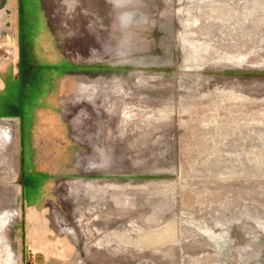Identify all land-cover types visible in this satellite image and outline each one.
I'll return each mask as SVG.
<instances>
[{"label": "rangeland", "instance_id": "rangeland-1", "mask_svg": "<svg viewBox=\"0 0 264 264\" xmlns=\"http://www.w3.org/2000/svg\"><path fill=\"white\" fill-rule=\"evenodd\" d=\"M49 1L70 161L1 111L0 264H264V0Z\"/></svg>", "mask_w": 264, "mask_h": 264}, {"label": "crops", "instance_id": "crops-1", "mask_svg": "<svg viewBox=\"0 0 264 264\" xmlns=\"http://www.w3.org/2000/svg\"><path fill=\"white\" fill-rule=\"evenodd\" d=\"M49 2H12L14 35L7 38L18 51V61L14 66H6L5 77L0 74V113L4 111L19 122L22 160L35 172L26 177L30 181L56 175L52 167L48 170L49 154H55V159L60 156L67 164L70 161L71 143L61 101L67 75L58 52V19L48 17ZM39 150L40 156L44 155L41 160Z\"/></svg>", "mask_w": 264, "mask_h": 264}, {"label": "trees", "instance_id": "trees-1", "mask_svg": "<svg viewBox=\"0 0 264 264\" xmlns=\"http://www.w3.org/2000/svg\"><path fill=\"white\" fill-rule=\"evenodd\" d=\"M9 117V116H8Z\"/></svg>", "mask_w": 264, "mask_h": 264}]
</instances>
